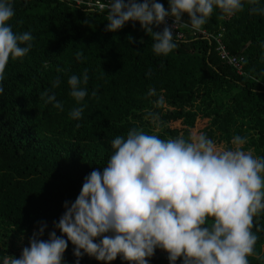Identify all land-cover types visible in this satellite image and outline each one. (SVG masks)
<instances>
[{"label": "trees", "instance_id": "trees-1", "mask_svg": "<svg viewBox=\"0 0 264 264\" xmlns=\"http://www.w3.org/2000/svg\"><path fill=\"white\" fill-rule=\"evenodd\" d=\"M158 2L167 10V0ZM12 6V30L30 31L33 40L24 57L9 59L0 81V258L7 254L10 234L32 236L40 222L46 224L44 233L51 231L63 202L73 201L83 178L105 165L111 139L131 127L162 139H187L202 131L219 145L234 132L247 137L244 150L264 157V15L250 13L247 0L232 16L214 8L202 26L214 37L222 33L227 50L245 57L241 74L220 59L215 38L192 37L185 27V40L175 39L176 49L157 56L151 34L138 23L107 32L105 12L84 6L61 0H12ZM181 20L188 22L187 15ZM85 69L88 91L77 121L68 116L77 105L66 80ZM55 79L59 84L53 87ZM45 89L55 93L63 110L44 102L39 94ZM149 89L155 94L148 95ZM197 100L202 107L196 110ZM149 111L163 126L157 133L148 127ZM257 224L254 253L264 256V212L253 217L254 232ZM72 251L68 242L66 264H73ZM166 256L156 249L149 264H168ZM248 260L261 264L255 256ZM79 264L98 262L84 255ZM110 264L127 262L118 256Z\"/></svg>", "mask_w": 264, "mask_h": 264}, {"label": "clouds", "instance_id": "clouds-1", "mask_svg": "<svg viewBox=\"0 0 264 264\" xmlns=\"http://www.w3.org/2000/svg\"><path fill=\"white\" fill-rule=\"evenodd\" d=\"M247 3L250 13L264 15L261 0ZM167 4L165 10L158 0H104L99 7L105 10V31L138 23L151 34L153 54L162 56L178 46L172 28L180 25L199 32L214 8L222 16H232L243 9L244 0H167ZM184 14L187 24L181 20ZM13 15L12 0H0V81L9 59L24 57L32 46L30 31L12 30ZM169 17L171 28L165 23ZM161 25V31H153ZM260 47L264 49V41ZM87 81V69L79 78L67 77L68 95L77 105L69 110L70 119L81 118ZM57 84L59 79L52 82L53 87ZM153 94L155 90L149 89L148 95ZM39 95L63 110L55 93L45 89ZM147 118L156 123L151 111ZM246 142V136L237 134L230 147H219L202 131L191 132L187 139H162L131 127L126 135L111 139L105 165L83 178L75 199L63 202V213L53 221L47 239L40 238L46 228L40 222L19 258L5 255L0 264H66L62 257L68 242L73 246V264L84 255L98 264H110L118 256L127 264H149L156 249L167 254L168 264H176L178 258L180 264H249V256L264 264V256L254 253L256 232L261 229L257 224L252 230L253 217L264 212V157L244 150Z\"/></svg>", "mask_w": 264, "mask_h": 264}, {"label": "built area", "instance_id": "built-area-1", "mask_svg": "<svg viewBox=\"0 0 264 264\" xmlns=\"http://www.w3.org/2000/svg\"><path fill=\"white\" fill-rule=\"evenodd\" d=\"M61 1L71 3L77 7L84 6V8L88 10L93 9L94 11H99V12L105 11L100 9L99 7V4L103 3L104 0H61ZM165 23L171 28L173 24L172 18L171 17L167 18ZM183 23L187 24L188 22H183ZM182 28L183 26L180 25H177L176 28H172L173 36H175L177 33V35L175 36L176 40H181V41L185 40L186 34L182 32ZM190 31H191L190 35L192 37H196V38L205 37L209 39L215 38L218 44L217 51L219 53L220 59L225 63H227L228 65L234 67L238 71V73L241 74L243 72V64L245 62V57L243 55L232 54L230 53L229 50H227V48L222 42V36H223L222 33L214 37L213 35L208 33L205 29H201L199 32H193L191 29Z\"/></svg>", "mask_w": 264, "mask_h": 264}, {"label": "rangeland", "instance_id": "rangeland-1", "mask_svg": "<svg viewBox=\"0 0 264 264\" xmlns=\"http://www.w3.org/2000/svg\"><path fill=\"white\" fill-rule=\"evenodd\" d=\"M177 41H181V40H177ZM198 107H202V103H200V100L196 101L194 108L197 110ZM197 121H199V119ZM148 125H149L148 127H150V129L155 133H157L163 129V126L157 120H156L155 124L151 120V122H149ZM217 135H218V133H217ZM233 135H234V132L231 134V137ZM180 136H182V135H180ZM231 137H230V139H231ZM229 142L221 143V145L217 144V146H219V147L231 146ZM214 143H215V141H214ZM56 235L59 236L60 234H56ZM30 237H31V235H29L28 233H26V234L15 233V235L10 234L9 238L6 239L7 243H8L7 247H5V249L7 251L6 255L13 256L15 258H19L22 248H24L28 245V241H29ZM47 237H48V232L43 233V235L40 238L41 239H47ZM157 250L162 251L160 249H157Z\"/></svg>", "mask_w": 264, "mask_h": 264}]
</instances>
